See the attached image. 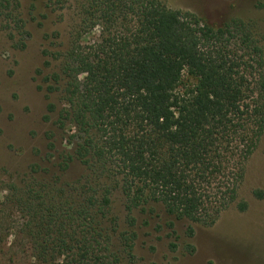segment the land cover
I'll return each mask as SVG.
<instances>
[{
	"label": "trees",
	"instance_id": "obj_1",
	"mask_svg": "<svg viewBox=\"0 0 264 264\" xmlns=\"http://www.w3.org/2000/svg\"><path fill=\"white\" fill-rule=\"evenodd\" d=\"M19 5L0 0L10 38L26 34ZM78 10L66 49L49 53L59 71L45 79L48 92L61 90L58 122L77 140L62 165L76 158L91 176L78 201L50 183L35 197L33 184L20 202L30 216L23 233L39 264H134L136 231L118 233L122 262L110 238L117 222L103 224L112 188L130 226L133 209L150 202L186 219L188 237L193 223L213 224L237 199L264 131V49L243 20L215 25L159 0H81Z\"/></svg>",
	"mask_w": 264,
	"mask_h": 264
},
{
	"label": "rangeland",
	"instance_id": "obj_2",
	"mask_svg": "<svg viewBox=\"0 0 264 264\" xmlns=\"http://www.w3.org/2000/svg\"><path fill=\"white\" fill-rule=\"evenodd\" d=\"M80 1L59 0L54 5L47 0H19L18 13L26 34L13 30L14 38H10L9 28L0 27V264H39L31 257L29 236L23 233L30 216L20 203L33 184L35 197L41 184L50 183L63 186L66 195L78 201L83 192L80 187L91 176L76 158L62 165L66 153L74 152L77 140L70 137V126L58 122L61 90L48 92L50 82L45 79L59 71L58 60L49 53L66 49L80 20ZM159 1L215 25L243 20L264 49V0ZM48 103L54 105L52 112L47 110ZM256 189L264 193V131L245 163L237 199L213 224L193 223V236L185 233L186 219L168 214L158 202L134 208L130 226L125 197L117 186L112 188L111 211L103 224L109 227L110 218L116 220L110 238L122 262L125 255L118 233L135 230L134 264H264V195L255 197ZM238 201H245L247 208L239 210Z\"/></svg>",
	"mask_w": 264,
	"mask_h": 264
}]
</instances>
